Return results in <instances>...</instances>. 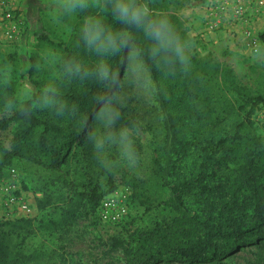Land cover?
Returning <instances> with one entry per match:
<instances>
[{
    "label": "rangeland",
    "instance_id": "obj_1",
    "mask_svg": "<svg viewBox=\"0 0 264 264\" xmlns=\"http://www.w3.org/2000/svg\"><path fill=\"white\" fill-rule=\"evenodd\" d=\"M13 2L24 17V31L21 39L11 44L3 40L0 27V55L7 54L8 59L17 64L21 69V81L31 79L39 84L48 79L52 69L45 67L37 72L30 66L36 60V47L47 44L62 55H66L69 47L74 53L76 49L72 39L44 26L42 13L49 8L45 0ZM170 2L178 14V25L182 33L191 42V68H194L193 61L199 60L209 61L210 66L214 64L231 71L230 77L235 84L218 73L212 75V70L205 69L207 73L203 77L212 85L215 94H210L215 97L212 100L207 98L200 105L203 111H213L212 117L224 119L223 124L231 126L243 115L239 110L240 104L233 103L240 94L264 95V29H257L254 33L258 52L253 53L243 39L235 37L230 29L212 33L204 29L203 10L206 0ZM63 87L64 91L68 89L67 84ZM163 89L162 85L154 100L133 96L125 109V118L136 121L140 131V162L134 169L124 165L111 168L101 166L91 142L88 146L74 145L67 151V162L61 168L58 179L27 158H15L3 168L0 181V220L18 217L34 220V227L28 236H25L24 230L19 231L20 236L14 232L8 235L7 244L12 248V253L15 250L25 252L32 258L26 264H125L123 249L130 242L132 233L150 229L162 220L178 215L169 191L162 187V179L158 174V166L164 163L167 148L165 114L159 99V93ZM219 96L221 102L218 100ZM230 101L234 107L229 106ZM46 114L65 132L73 127L72 119H58ZM253 119V131L264 142V105L258 106ZM10 131L11 129L0 132V141L5 146L11 137ZM197 164V156L191 154L182 162L181 171L188 174ZM235 167L237 166L233 164L228 168ZM231 172L225 168L223 175L231 177ZM12 178L15 181L16 197L21 198L30 208L27 215L15 213L9 217L5 211L1 185ZM111 185L114 189L110 192ZM93 189L100 196L116 193L125 198L127 215L123 223H97L91 211L92 202L87 201ZM42 197H49L51 202L40 211L37 200ZM77 201H81V204L76 205ZM68 210L72 215L65 214ZM39 220L45 225L40 226ZM6 230L10 231L8 228ZM260 251L263 254L264 248L258 250L246 247L236 250L224 258L222 263L196 264H259Z\"/></svg>",
    "mask_w": 264,
    "mask_h": 264
},
{
    "label": "trees",
    "instance_id": "obj_2",
    "mask_svg": "<svg viewBox=\"0 0 264 264\" xmlns=\"http://www.w3.org/2000/svg\"><path fill=\"white\" fill-rule=\"evenodd\" d=\"M66 52L65 56L74 54L71 47ZM193 64L187 73L165 82L159 93L167 148L158 174L178 215L132 233L123 249L125 264L222 263L238 249L264 248V142L253 131V117L258 106L264 105V95L240 94L233 103L240 104L242 117L231 126L224 125V119L212 117L213 111L200 107L207 98L215 97L203 74L210 69L212 75L218 73L235 84L231 71L210 66L209 61L195 60ZM67 88L66 95L79 105L87 119L94 85L67 84ZM218 100L222 101L220 96ZM233 103L228 102L230 107H234ZM130 120L124 118V123ZM72 126L65 132L43 112L25 119L0 111V132L11 129L7 146L0 141V181L3 168L15 158H27L58 179L67 162V151L74 145L90 143L87 135H82L83 123L72 119ZM191 154L197 156L198 164L187 174L181 167ZM233 164L237 167L229 169ZM225 168L232 171L231 177L223 175ZM113 189L111 185L110 192ZM105 196L96 194L94 189L88 195L98 224L96 209ZM50 202L49 197L38 199V210L43 211ZM79 204L81 201H77ZM33 227L34 220L29 217L0 220V264H26L32 259L25 252L12 253L7 238L11 232L20 236V230L28 236ZM258 262L264 264V251L259 252Z\"/></svg>",
    "mask_w": 264,
    "mask_h": 264
},
{
    "label": "clouds",
    "instance_id": "obj_3",
    "mask_svg": "<svg viewBox=\"0 0 264 264\" xmlns=\"http://www.w3.org/2000/svg\"><path fill=\"white\" fill-rule=\"evenodd\" d=\"M43 24L73 40L75 53L62 55L41 44L30 66L52 69L37 84L21 81V69L0 55V111L27 119L43 112L83 123L105 168L140 162L139 125L124 123L133 96L156 98L168 80L189 71L191 42L178 25L170 0H45ZM94 85L87 119L65 93V84Z\"/></svg>",
    "mask_w": 264,
    "mask_h": 264
},
{
    "label": "built area",
    "instance_id": "obj_4",
    "mask_svg": "<svg viewBox=\"0 0 264 264\" xmlns=\"http://www.w3.org/2000/svg\"><path fill=\"white\" fill-rule=\"evenodd\" d=\"M264 17V0H206L203 10L204 29L216 32L230 29L235 37L243 39L253 53L258 52L254 24ZM0 27L3 40L7 43H17L24 31V18L13 0H0ZM12 173H14L12 171ZM15 181L11 180L1 185L3 206L9 217L15 213L27 215L30 208L22 199L15 195ZM125 198L116 193L106 195L99 203L96 213L100 222L119 225L127 215Z\"/></svg>",
    "mask_w": 264,
    "mask_h": 264
},
{
    "label": "crops",
    "instance_id": "obj_5",
    "mask_svg": "<svg viewBox=\"0 0 264 264\" xmlns=\"http://www.w3.org/2000/svg\"><path fill=\"white\" fill-rule=\"evenodd\" d=\"M260 29H264V17L263 18H259L258 21L254 24L253 26V30L256 32Z\"/></svg>",
    "mask_w": 264,
    "mask_h": 264
}]
</instances>
